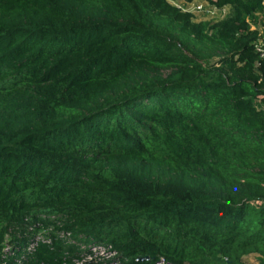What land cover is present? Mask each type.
<instances>
[{
	"label": "trees",
	"instance_id": "16d2710c",
	"mask_svg": "<svg viewBox=\"0 0 264 264\" xmlns=\"http://www.w3.org/2000/svg\"><path fill=\"white\" fill-rule=\"evenodd\" d=\"M186 1L0 0V264H264V0Z\"/></svg>",
	"mask_w": 264,
	"mask_h": 264
},
{
	"label": "built area",
	"instance_id": "2783aa9c",
	"mask_svg": "<svg viewBox=\"0 0 264 264\" xmlns=\"http://www.w3.org/2000/svg\"><path fill=\"white\" fill-rule=\"evenodd\" d=\"M178 9L183 12L192 13L194 15L204 14L209 20L214 18H222L226 14V10H219L217 7L206 6L203 2H188L186 0H167ZM256 48L260 54V57L264 59V44L259 41L256 45ZM117 254L111 251V248H99L94 250L93 256L76 264H98L103 262L104 264H122L119 261H112V258H115ZM156 264H170L164 259L159 260Z\"/></svg>",
	"mask_w": 264,
	"mask_h": 264
},
{
	"label": "rangeland",
	"instance_id": "374dc122",
	"mask_svg": "<svg viewBox=\"0 0 264 264\" xmlns=\"http://www.w3.org/2000/svg\"><path fill=\"white\" fill-rule=\"evenodd\" d=\"M196 16H197L198 21H208L209 20L207 16L204 14H197ZM262 30H263L262 32H264V29Z\"/></svg>",
	"mask_w": 264,
	"mask_h": 264
}]
</instances>
